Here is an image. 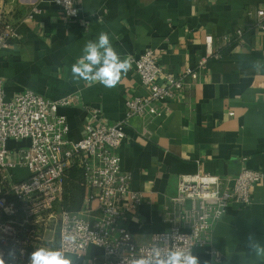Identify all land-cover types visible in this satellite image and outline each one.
I'll return each instance as SVG.
<instances>
[{
  "label": "crops",
  "instance_id": "obj_1",
  "mask_svg": "<svg viewBox=\"0 0 264 264\" xmlns=\"http://www.w3.org/2000/svg\"><path fill=\"white\" fill-rule=\"evenodd\" d=\"M259 8L264 0H83L79 18L69 20L50 0H0V10L18 27V37L0 51V79L9 100L25 90L53 101L78 96L59 109L77 142L87 123L119 122L129 100L148 94L133 65L112 89L75 84L71 65L87 40L106 31L130 60L152 49L164 71L179 76L205 55L206 36L215 38L220 56L209 60L198 80L159 103L158 116L134 117L126 128L122 168L146 200L126 213L122 225L137 243L147 244L154 234L171 230L172 219L183 227L172 202L180 176L207 173L231 186L245 168L264 172V71L249 67L251 60H264V31L253 29L248 14ZM238 30L244 32L241 40ZM224 36L232 41L224 44ZM93 109L101 112L97 119ZM91 208L99 215L97 201ZM250 233L264 242V179L253 190L252 205L231 204L208 245L196 247L194 255L203 262L216 252L222 264H252L245 248ZM99 253L91 248L82 264H92Z\"/></svg>",
  "mask_w": 264,
  "mask_h": 264
},
{
  "label": "built area",
  "instance_id": "obj_2",
  "mask_svg": "<svg viewBox=\"0 0 264 264\" xmlns=\"http://www.w3.org/2000/svg\"><path fill=\"white\" fill-rule=\"evenodd\" d=\"M50 1L67 19L79 18L83 0ZM248 14L256 22L253 29L264 31V9ZM17 37L18 27L0 10V51L8 49ZM243 37V30H238L236 39ZM221 41L229 44L232 40L224 36ZM214 42L215 38L207 35L205 55L196 68H188L179 76L165 72L152 49L132 58L131 65L148 94L129 100L126 117L119 122L97 127L87 123L86 135L77 142L70 137L67 119L59 109L74 104L78 96L53 101L25 90L9 100L0 79V251L7 253L14 247L17 264H29L30 254L42 246L62 247L67 255L79 257L77 264H82L91 248L101 251L93 255L92 264H133L156 247L191 249L194 254L196 247L208 245L214 225L231 204L251 206L253 190L264 179V172L245 168L231 186L207 173L182 175L172 202L183 227L172 219L171 230L139 244L122 225L126 213L146 200L144 194L132 189V176L122 168L120 149L130 120L158 116L159 103L198 80L209 60L220 56ZM100 113L91 110L94 119ZM74 166L84 171L90 190L84 209L78 212L63 205L66 172ZM93 201L98 203L97 216L92 215Z\"/></svg>",
  "mask_w": 264,
  "mask_h": 264
},
{
  "label": "clouds",
  "instance_id": "obj_3",
  "mask_svg": "<svg viewBox=\"0 0 264 264\" xmlns=\"http://www.w3.org/2000/svg\"><path fill=\"white\" fill-rule=\"evenodd\" d=\"M59 2V0H57ZM82 54L71 65V79L75 84L84 81L87 85L100 84L105 88H115L131 68V61L122 56L115 48L112 38L106 31H101L94 40H87L81 50ZM252 71H264V60L254 59L249 62ZM246 256L251 257L252 264H264V242L250 233L246 240ZM17 264L14 247L5 253L0 251V264ZM79 257L67 255L63 248L38 247L30 254L29 264H77ZM86 264V262H85ZM133 264H222L218 253L213 252L211 259L204 260L189 250L176 247L161 249L156 247L148 255H141Z\"/></svg>",
  "mask_w": 264,
  "mask_h": 264
},
{
  "label": "trees",
  "instance_id": "obj_4",
  "mask_svg": "<svg viewBox=\"0 0 264 264\" xmlns=\"http://www.w3.org/2000/svg\"><path fill=\"white\" fill-rule=\"evenodd\" d=\"M90 190L86 186L85 173L78 167H70L66 172L65 195L63 205L69 211H82L85 207V199Z\"/></svg>",
  "mask_w": 264,
  "mask_h": 264
},
{
  "label": "rangeland",
  "instance_id": "obj_5",
  "mask_svg": "<svg viewBox=\"0 0 264 264\" xmlns=\"http://www.w3.org/2000/svg\"><path fill=\"white\" fill-rule=\"evenodd\" d=\"M8 161H13V160H11V159H8ZM25 173H27V172H25Z\"/></svg>",
  "mask_w": 264,
  "mask_h": 264
}]
</instances>
